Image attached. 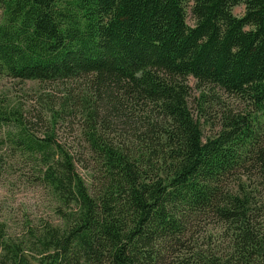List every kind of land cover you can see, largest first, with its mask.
Listing matches in <instances>:
<instances>
[{
    "label": "trees",
    "instance_id": "1",
    "mask_svg": "<svg viewBox=\"0 0 264 264\" xmlns=\"http://www.w3.org/2000/svg\"><path fill=\"white\" fill-rule=\"evenodd\" d=\"M188 1L0 0V81L79 85L48 98L43 138L0 106L61 222L29 240L0 224V264H264V0H194L193 26ZM189 78L248 112L216 99L206 139ZM78 116L81 159L56 135ZM207 221L223 233L199 245Z\"/></svg>",
    "mask_w": 264,
    "mask_h": 264
},
{
    "label": "rangeland",
    "instance_id": "2",
    "mask_svg": "<svg viewBox=\"0 0 264 264\" xmlns=\"http://www.w3.org/2000/svg\"><path fill=\"white\" fill-rule=\"evenodd\" d=\"M193 5L194 0H189L186 7L189 26L194 25ZM232 12L234 16L242 17L245 6H237ZM188 83L191 87L189 106L194 118L200 121L206 139L216 136L222 130L221 106L217 105L218 101L229 106L233 111H244L246 108L247 112L249 110L248 104L235 98H227L218 89L201 88L193 78H189ZM78 86L71 83L52 85L4 78L0 81V106L24 109L31 129L37 136L43 138L46 128L52 122L51 115L47 113L45 116L43 110V107L47 106L48 98L54 97L49 103L57 104L56 109H58L61 98L67 94L66 91L71 87L76 89ZM41 114L42 117L38 118ZM35 116L37 118H34ZM86 123L84 118L78 116L59 120L56 125L58 142L65 144L77 159L84 158L87 149L84 137ZM134 127L133 132L139 130L141 126ZM11 132H13L12 128L0 127V224L6 226L10 238L14 239L25 233L26 239L29 240L34 230L61 225V222L55 211L57 206L55 198L47 188L36 181L37 171L35 164L32 161L29 163L30 158L17 153L9 139ZM79 170L85 177V172ZM216 226L211 221L202 224L195 236L197 243L199 245L215 243L218 232L223 233L219 226Z\"/></svg>",
    "mask_w": 264,
    "mask_h": 264
}]
</instances>
